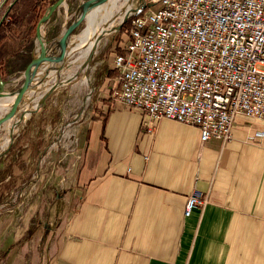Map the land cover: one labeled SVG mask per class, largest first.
Instances as JSON below:
<instances>
[{
    "label": "crops",
    "instance_id": "crops-1",
    "mask_svg": "<svg viewBox=\"0 0 264 264\" xmlns=\"http://www.w3.org/2000/svg\"><path fill=\"white\" fill-rule=\"evenodd\" d=\"M9 2L0 23L10 18L12 3L23 16L38 3L35 16L53 1ZM37 23H10L5 30L0 77L7 83L37 54ZM50 23L41 24L42 33ZM96 88L90 104L80 100L86 113L75 129L76 160L60 224L42 263L41 254L26 253L30 264H264V119L237 114L229 140L202 143L196 126L163 117L145 125L144 112L116 102L111 85ZM6 97H0V115L12 103ZM41 105L29 113L17 133L18 147L9 151L16 168L7 153L0 160L4 258L20 252V245L30 247L34 235L44 236L56 217L49 204L41 218L35 195L24 207L25 174L34 186L46 153L44 129L56 123L47 102ZM193 190L205 192L207 202L184 215Z\"/></svg>",
    "mask_w": 264,
    "mask_h": 264
},
{
    "label": "built area",
    "instance_id": "built-area-1",
    "mask_svg": "<svg viewBox=\"0 0 264 264\" xmlns=\"http://www.w3.org/2000/svg\"><path fill=\"white\" fill-rule=\"evenodd\" d=\"M9 1L0 0V10ZM154 4L141 1L119 21L113 99L142 110L145 125L162 117L194 125L202 143L229 140L237 114L264 119V0ZM207 199L190 192L184 215Z\"/></svg>",
    "mask_w": 264,
    "mask_h": 264
},
{
    "label": "rangeland",
    "instance_id": "rangeland-1",
    "mask_svg": "<svg viewBox=\"0 0 264 264\" xmlns=\"http://www.w3.org/2000/svg\"><path fill=\"white\" fill-rule=\"evenodd\" d=\"M83 1L64 0L53 10L49 18L42 22H51L45 32L42 33L41 30V40L44 42L48 53L55 54L58 52L56 40L59 38L64 27L78 15ZM141 1L145 4L151 0H127L126 2L125 0H118L117 6L113 11H109V8L108 11L105 10L109 7V4H112V0L98 7L97 9L100 8L102 13L93 20L91 27H93L92 29L106 27L107 30L99 35V42L97 41L96 45L85 56L84 53L86 52L88 41L82 48L79 45L81 44V37L84 36L90 23L89 19H82L72 30L68 38L67 48L69 52L63 61L61 63L42 61L36 67L32 85L28 87L27 93L18 104L16 115L12 116V119L9 118L11 120L7 119L0 124V160L6 158L7 156L5 157L4 155L7 153L9 161L11 158L13 160L17 158L15 155L13 157L9 156L11 150L18 147L17 133L20 132L22 126L27 121L29 113L42 108V101L47 102L48 107L46 109L50 113L53 112L52 117L56 119L55 124L51 125L48 129H44V133H46L44 138L46 137L47 142L46 153L45 155L42 154L43 156L40 158L41 170L34 179V186H31L32 184L29 182L32 181L29 180L31 179L30 174H25L26 184L24 193L25 208L32 202L31 198L35 195L40 202L41 218L46 214L49 204L51 206L50 209L53 210L52 217L54 213L56 217L48 223L44 236L39 238L38 235H34L35 241L34 243L30 242V247L24 244V248H22L20 245V252H14L9 258H4L5 243H0V264H30L31 259L28 261L26 253L32 254L34 251L35 254H41L40 263L43 262V258L49 249L53 231L60 224L61 218L59 216L62 215L65 203L70 197L69 185L72 182V170L76 160L74 151L75 129L78 122L83 119L86 113L85 111L83 112V108L80 106V100L83 97L85 102L90 104L94 100L96 93L99 92V88H96L97 85H111V92L117 87L118 81L116 70L112 66L113 53L111 47L117 43L116 49H118L120 38L123 36V26L125 25H119V21L124 17L121 18L122 12L128 4L136 7ZM152 6H156V4H152ZM14 11L16 12L17 10ZM10 15L9 20L12 17L11 13ZM118 27L119 29L117 30L116 28ZM32 43V39L27 41L24 48L29 49ZM37 44L39 45L38 39ZM25 54L27 55V53ZM18 74L21 75L12 76L9 79V83L4 78L6 80L4 91L14 93L13 91L20 86L24 79L23 71L21 73L18 72ZM6 84L9 87H5ZM46 95L47 98L51 97L47 99L44 97ZM27 111L28 114L26 113ZM11 163L16 168V162L9 161L8 164ZM34 224L33 222L32 225ZM17 238L16 236L14 239ZM14 239L10 237V240ZM14 244H19V241L16 240ZM33 246L34 250L32 249Z\"/></svg>",
    "mask_w": 264,
    "mask_h": 264
},
{
    "label": "water",
    "instance_id": "water-1",
    "mask_svg": "<svg viewBox=\"0 0 264 264\" xmlns=\"http://www.w3.org/2000/svg\"><path fill=\"white\" fill-rule=\"evenodd\" d=\"M63 0H54L49 4L47 7L45 13L41 16L39 19L37 26H36V37L39 42L38 47V53L33 56L29 62L26 64L24 70H23V76L24 79L20 86L13 91L14 97L12 99V103L9 106V108L6 110L5 113H3L0 116V124L11 118L17 110L18 104L24 97V93L32 83V79L34 77V73L36 70V67L42 62V61H52V62H61L65 58L66 54L69 52L67 45H68V38L72 32V30L81 22L82 19L87 18V12L91 8L103 3L106 0H84L80 5V10L78 15L62 30L59 38L56 40L57 46H58V52L48 53L47 49L45 47L44 42L41 40V33L40 28L43 21H46L50 14L53 12V10L62 3ZM12 3V2H11ZM155 3V0H151L146 3V5L150 6ZM6 83V80L4 78L0 77V97L1 96H8L12 92L4 91V85ZM43 96V95H42ZM45 97V96H44Z\"/></svg>",
    "mask_w": 264,
    "mask_h": 264
},
{
    "label": "bare ground",
    "instance_id": "bare-ground-1",
    "mask_svg": "<svg viewBox=\"0 0 264 264\" xmlns=\"http://www.w3.org/2000/svg\"><path fill=\"white\" fill-rule=\"evenodd\" d=\"M109 0H106L104 1L103 3L91 8L90 10H88L87 12V19H89V28L87 29V31L85 32L84 36H82L81 38V44L79 45V47L82 48V46L86 45L87 44V41H88V45H86V52L84 53V56L86 54H88V52L96 45L97 41H98V37L100 34H102L104 31L107 30L106 27H101L100 29H92L93 27H91V24L93 23V20H95V18L102 13L101 9H97L98 7H100L102 4L108 2ZM117 1L118 0H112V4L110 5L109 4V7H107V9H105L106 11H108V8H109V11H113L116 6H117ZM127 0H125L126 2ZM64 2V0L62 1ZM128 4V3H127ZM119 8V7H118ZM132 8V4H128L126 9L122 12V16L121 18L124 16V14L130 9ZM103 10V9H102ZM104 10V11H105ZM93 11V12H92ZM108 14V13H107ZM110 14V13H109ZM103 15V14H102ZM106 18V17H105ZM113 25V24H112ZM111 26V25H110ZM99 27V26H98ZM40 33H41V28H40ZM42 36V34H41ZM99 42V41H98ZM45 62V61H44ZM49 62V61H48ZM61 63V62H60ZM38 69V68H37ZM37 72V71H36ZM33 82V81H32ZM85 82V81H84ZM89 82V81H88ZM32 85V83L30 84ZM28 89L26 90V92L24 93V96L25 94L27 93ZM39 95V94H38ZM14 97V93H10L5 99H11V102H12V99ZM42 97V96H40ZM24 98V97H23ZM17 113V112H16ZM28 114V111L26 112ZM26 114V115H27ZM16 115V114H14ZM13 115V116H14ZM25 115V116H26ZM11 120V119H10Z\"/></svg>",
    "mask_w": 264,
    "mask_h": 264
},
{
    "label": "trees",
    "instance_id": "trees-1",
    "mask_svg": "<svg viewBox=\"0 0 264 264\" xmlns=\"http://www.w3.org/2000/svg\"><path fill=\"white\" fill-rule=\"evenodd\" d=\"M15 1H17V0H15ZM14 3H12V6L10 7V8H12V11H9V13L7 14V15H10V13L12 14V17H11V20H6L5 18H3V20L1 21V23H0V40L3 38V37H5L6 35H7V32H5V30L7 31V29H9L10 28V23H14V25L15 24H19V23H24V21H27V22H29V21H31L32 23H33V26L34 25H36V23L38 22V20H39V18L44 14L43 13V10H44V8H42V10H41V8H40V6H39V12L37 13V14H35V16L33 15V11H35V10H37L38 11V3H35V2H32L29 6H28V8H26V12L24 13L25 14V16H23V14H22V12L20 11V12H15V11H13V8H14V5H13ZM15 10V9H14ZM31 11V12H30ZM6 15V16H7ZM11 16V15H10ZM6 20V21H5ZM122 28V27H121ZM123 36H124V34H123ZM122 36V37H123ZM121 37V36H120ZM120 40H121V38H120ZM119 49H120V47H119Z\"/></svg>",
    "mask_w": 264,
    "mask_h": 264
}]
</instances>
